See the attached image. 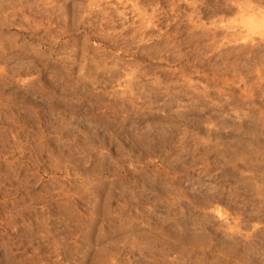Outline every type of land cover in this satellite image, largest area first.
Wrapping results in <instances>:
<instances>
[{"label": "clouds", "instance_id": "1", "mask_svg": "<svg viewBox=\"0 0 264 264\" xmlns=\"http://www.w3.org/2000/svg\"><path fill=\"white\" fill-rule=\"evenodd\" d=\"M193 44L264 83V0H0V264H264V112L209 164Z\"/></svg>", "mask_w": 264, "mask_h": 264}, {"label": "rangeland", "instance_id": "2", "mask_svg": "<svg viewBox=\"0 0 264 264\" xmlns=\"http://www.w3.org/2000/svg\"><path fill=\"white\" fill-rule=\"evenodd\" d=\"M189 47L192 48L190 54L185 48L180 49L185 56L179 63H176L175 58L170 57L166 64L162 62V66L167 69L174 65L172 72H175V76L172 79L180 78L183 73L184 76H190L193 81L199 80L201 85H206L209 92L207 99L193 96V103L182 114L179 132L182 135L184 130H187L188 133H195L212 140L208 148H215L216 151L210 154L209 164L212 163V155L223 157V159H228L230 156L238 157L243 153L237 137L250 130H256L259 114L264 112V83H260L256 78L247 76L243 70H239L240 64L244 63L242 53H230L221 48L220 52L212 50L211 55L207 52L201 55L196 51L195 44ZM217 56L220 59H216ZM193 70L199 72L200 75H191ZM241 78H243V83H241ZM101 101L100 110H110V98L101 96ZM183 103L188 104L187 96L183 97ZM205 124L215 125L210 136L206 134ZM185 143L189 145L188 141ZM203 154L202 147L195 155H190V165L198 168L202 161L196 157ZM147 159L145 158L142 162H146ZM151 159L155 160L156 157ZM169 159H171L170 156L160 157L157 163L167 169ZM237 167L243 168V165L237 164ZM155 168V164H148L146 170L155 171Z\"/></svg>", "mask_w": 264, "mask_h": 264}]
</instances>
